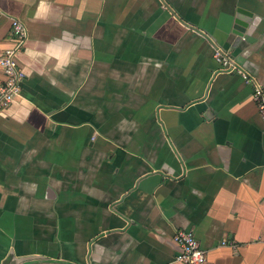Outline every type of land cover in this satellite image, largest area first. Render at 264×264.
<instances>
[{"label":"crops","instance_id":"0c3cea01","mask_svg":"<svg viewBox=\"0 0 264 264\" xmlns=\"http://www.w3.org/2000/svg\"><path fill=\"white\" fill-rule=\"evenodd\" d=\"M14 19L0 264H264V118L215 58L264 89V0H0V53Z\"/></svg>","mask_w":264,"mask_h":264},{"label":"built area","instance_id":"2783aa9c","mask_svg":"<svg viewBox=\"0 0 264 264\" xmlns=\"http://www.w3.org/2000/svg\"><path fill=\"white\" fill-rule=\"evenodd\" d=\"M28 39V30L18 19L12 22V44L0 53V68L4 81L0 85V115L8 110L17 97L22 93L26 76L20 65V54L23 52ZM215 58L224 71L236 73L248 84H253V98L257 102L264 118V89L254 84L249 73L240 68L226 54L216 52ZM178 247L176 261L180 264H206V252L192 232L180 231L175 237Z\"/></svg>","mask_w":264,"mask_h":264},{"label":"water","instance_id":"95a60500","mask_svg":"<svg viewBox=\"0 0 264 264\" xmlns=\"http://www.w3.org/2000/svg\"><path fill=\"white\" fill-rule=\"evenodd\" d=\"M240 24H242V22H239Z\"/></svg>","mask_w":264,"mask_h":264}]
</instances>
